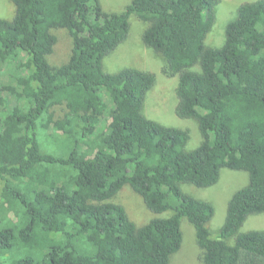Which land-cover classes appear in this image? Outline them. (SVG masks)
<instances>
[{"label":"trees","instance_id":"trees-1","mask_svg":"<svg viewBox=\"0 0 264 264\" xmlns=\"http://www.w3.org/2000/svg\"><path fill=\"white\" fill-rule=\"evenodd\" d=\"M221 1L132 0L106 13L99 0H12L14 18L0 19V66L13 68L0 84V264H170L183 219L202 264H264V231L240 233L264 214V0L241 5L224 44L207 47ZM133 15L148 24L143 41L166 59L164 73L179 77L177 115L196 119L203 138L192 151L187 130L143 113L155 74L103 69ZM57 30L72 38L60 65ZM224 168L249 183L214 238L213 205L180 185L211 187ZM125 185L172 216L138 227L107 202Z\"/></svg>","mask_w":264,"mask_h":264},{"label":"rangeland","instance_id":"rangeland-1","mask_svg":"<svg viewBox=\"0 0 264 264\" xmlns=\"http://www.w3.org/2000/svg\"><path fill=\"white\" fill-rule=\"evenodd\" d=\"M102 9L106 13H120L125 10L132 0H99ZM257 0H222L215 9V22L208 34L205 44L207 47H221L225 41V30L228 23L237 16L238 9L245 3ZM15 5L12 0H0V19L12 20L15 16ZM148 24L141 21L137 16L130 18L129 37L112 54L103 60L105 72L114 74L126 68L138 69L151 72L156 76L155 86L147 93L143 109L144 115L164 126L179 128L189 132L190 139L186 145L187 151L198 148L203 138L196 119H182L177 115L178 76H169L164 73L167 67L166 59L148 47L143 41V34ZM59 43L53 57V64L65 63L72 49V38L67 30H57ZM13 68L9 65L0 66V84H9L10 74ZM102 97L113 108V102L106 92H101ZM60 108L57 115H61ZM109 118L108 113L98 127L102 130L103 125ZM249 183V175L245 171L222 169L219 181L208 188H198L194 185L182 183V191L194 198L207 201L214 207L215 214L208 223L211 235L216 238L223 227L229 202L232 196ZM109 203L124 207L129 218L138 226L142 227L156 218H168L173 211L169 210L161 214L151 212L143 198L129 185H125L121 191ZM183 232V244L180 251L173 255L170 264H202V250L196 240L195 230L187 219L181 222ZM249 231H264V214L251 215L243 223L240 233Z\"/></svg>","mask_w":264,"mask_h":264}]
</instances>
